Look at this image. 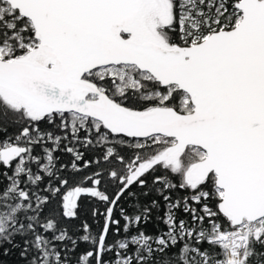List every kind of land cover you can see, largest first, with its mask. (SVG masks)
Masks as SVG:
<instances>
[{"label":"snow or ice","instance_id":"6c2138e0","mask_svg":"<svg viewBox=\"0 0 264 264\" xmlns=\"http://www.w3.org/2000/svg\"><path fill=\"white\" fill-rule=\"evenodd\" d=\"M0 264H264V0H0Z\"/></svg>","mask_w":264,"mask_h":264}]
</instances>
